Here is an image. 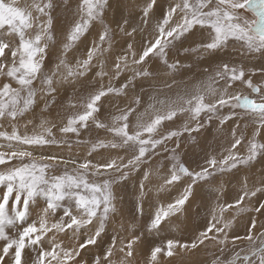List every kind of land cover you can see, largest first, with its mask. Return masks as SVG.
<instances>
[{
	"label": "snow or ice",
	"instance_id": "1",
	"mask_svg": "<svg viewBox=\"0 0 264 264\" xmlns=\"http://www.w3.org/2000/svg\"><path fill=\"white\" fill-rule=\"evenodd\" d=\"M262 198L264 0H0V264H264Z\"/></svg>",
	"mask_w": 264,
	"mask_h": 264
},
{
	"label": "rangeland",
	"instance_id": "2",
	"mask_svg": "<svg viewBox=\"0 0 264 264\" xmlns=\"http://www.w3.org/2000/svg\"><path fill=\"white\" fill-rule=\"evenodd\" d=\"M84 51V49H83V47H81L80 46V49L78 50V52H77V54H79L80 52H83ZM111 62V57H109V63ZM106 82V81H105ZM137 91H139V89H137ZM72 95V89L71 88H69V87H67V86H65L62 90H61V92H60V95H59V97H58V102L59 103H64V102H66L67 100H68V98H69V96H71ZM105 103H107V102H105ZM107 111V108H105V109H102V116H103V114L105 113ZM102 134V133H101ZM85 135H87V133H85ZM208 139H209V141H211V136H209L208 137ZM213 147H216V145H213ZM239 147V146H238ZM186 160H187V162H189V163H191L192 162V159H193V157H191V153H190V155H189V157H186L185 158ZM194 166V165H193ZM255 179V177H251V179H250V182H251V180H254ZM230 189V190H229ZM236 189H237V186H236V184L234 183V184H232V185H230V187H228V189H227V192H228V198L230 199L232 196H233V194H235V192H236ZM229 190V191H228ZM232 191V192H231ZM128 192H129V196L126 198V199H128V200H130L131 199V196H130V193H131V185H129V189H128ZM230 192V193H229ZM262 199H264V198H262ZM33 218H35V217H33ZM195 218H196V216H195ZM180 219H183V217H181ZM180 219H176V221H179ZM193 222L196 224H193V223H191L189 226H188V230L192 233V231H193V229H195L196 227H198L199 225H201V224H203V220H202V218H196V219H194L193 220ZM180 229H182L183 230V238L184 239H188V238H190V236H191V233H185V229L184 228H181V227H179ZM167 232H170V230H167ZM240 233L241 234H243V229H241L240 230ZM167 234H169V233H167ZM176 235H179V233L177 232L176 233ZM208 251H214V249H212L211 247H209V249H207ZM200 254H203V250H202V252L200 253ZM200 254H198V256L200 255ZM197 256V257H198ZM204 256V255H203ZM196 257V258H197ZM205 259H210L209 257H207V256H205L204 257Z\"/></svg>",
	"mask_w": 264,
	"mask_h": 264
},
{
	"label": "bare ground",
	"instance_id": "3",
	"mask_svg": "<svg viewBox=\"0 0 264 264\" xmlns=\"http://www.w3.org/2000/svg\"><path fill=\"white\" fill-rule=\"evenodd\" d=\"M237 60V59H236ZM255 171V169H253V172ZM235 183V181H233V184ZM230 187V186H229ZM230 190V189H229ZM228 190V191H229ZM237 190V189H236ZM232 192V191H231ZM228 193V192H227ZM230 193V192H229ZM229 195V194H228ZM234 195V194H233ZM197 218V217H196ZM195 218V215L193 214L192 215V217L188 220V221H184V218L183 219H180L179 221H176V219H173V221H172V226L173 227H181V228H184L185 229V233H191L189 230H188V226L191 224V223H193V224H195L194 222H193V220L194 219H196ZM196 225V224H195ZM168 230H170V232H167V230H166V233L165 234H167V233H171V229H168ZM171 234H175L176 235V233H171ZM192 234V233H191ZM184 235V234H183ZM63 238V237H62ZM205 256H203V254H200L198 257H197V259H205L204 258Z\"/></svg>",
	"mask_w": 264,
	"mask_h": 264
},
{
	"label": "crops",
	"instance_id": "4",
	"mask_svg": "<svg viewBox=\"0 0 264 264\" xmlns=\"http://www.w3.org/2000/svg\"><path fill=\"white\" fill-rule=\"evenodd\" d=\"M249 16H250V14H249ZM250 18H251V16H250ZM81 47H83V49H84V45H83V44L81 45ZM232 55H233V58H234V59H237V60L240 59L239 53H233ZM156 63H158V61H157ZM194 71H195V70H194ZM146 86H147V85H145V87H146Z\"/></svg>",
	"mask_w": 264,
	"mask_h": 264
}]
</instances>
